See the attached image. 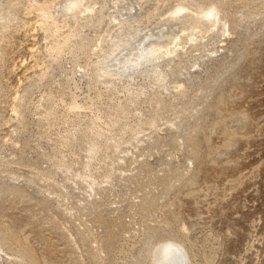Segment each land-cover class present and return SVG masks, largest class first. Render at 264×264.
<instances>
[{"label":"rangeland","instance_id":"obj_1","mask_svg":"<svg viewBox=\"0 0 264 264\" xmlns=\"http://www.w3.org/2000/svg\"><path fill=\"white\" fill-rule=\"evenodd\" d=\"M69 1L0 0V8L15 12L9 20L0 18L5 23L0 26V246L28 264H129L148 236L145 245L168 230L188 247L190 264H264V0H221L228 14L226 31L174 84L183 88L200 82L205 68L211 71L231 60L235 40L238 59L212 83L206 97L200 98L199 91L189 97L188 90L171 101L193 100L181 131L168 123L143 131L161 113L159 98L144 97L146 88L127 91L114 83L111 89L96 81L100 78L93 81L95 55L112 35L107 36L106 25L112 9L108 0L104 6L97 0L94 10L76 13ZM178 1L144 0L132 12L142 21L151 16L155 23ZM200 3L216 11L212 3L219 7L217 0ZM250 9L262 28L255 31L252 23L245 29L242 21L233 29L236 16ZM220 22L204 37L197 31L165 58L185 51L198 37L205 41ZM92 37L100 39V47L71 76L73 60L81 57L79 44ZM111 47L109 43L104 55ZM73 96L79 102L92 99V108L67 112L66 101ZM137 97L144 101L133 106ZM141 131L143 141L131 151L127 143ZM81 133L86 147L88 141L94 143L91 159H110L111 168H84L91 160L82 151ZM55 161L68 164L70 171L86 161L85 175L101 179L106 173L111 179L94 185L96 190L87 195L85 190L91 189L63 178ZM39 172L53 178H39ZM56 180L69 193L65 200L56 198L62 192L53 187ZM160 240L149 254L144 250L139 264H150Z\"/></svg>","mask_w":264,"mask_h":264},{"label":"bare ground","instance_id":"obj_2","mask_svg":"<svg viewBox=\"0 0 264 264\" xmlns=\"http://www.w3.org/2000/svg\"><path fill=\"white\" fill-rule=\"evenodd\" d=\"M95 1L97 0H72L69 1V5H66L74 12L83 14L84 12L87 13L89 11H92V9L94 10V4L96 3ZM104 1L105 0H101L102 6H104ZM108 1L109 7L112 9L109 22H113L117 20L118 17H120L119 15L123 16L125 12H129L133 6L138 3H142L144 0ZM181 1L182 0H179L176 4L169 6L163 13V17L159 18L158 21L153 24L151 29H144V31L132 33L131 35L125 37L124 42L120 41L122 39H117L115 38V36L110 35V39L107 41V44L104 45L105 49L102 51V53L101 48L98 50V48L100 47V39L98 37H92L87 40H82L78 46L81 57L80 59L75 58L73 60V65L70 69V75L73 76L76 71L81 68L83 69V67H86L84 66L86 58L89 57V55L95 53L96 50H98L97 54L95 55L96 60L92 65L95 70L94 76L92 78L93 81H95L94 79L100 78L101 76L105 75L116 78H122L125 77V75H127V77H130L132 72L138 69H144L151 74L152 81L157 82L161 76L160 71L158 70V63L171 52H174L173 47H175L176 45L183 46L188 41L194 38L197 31L199 35H203L204 37V35L209 33L214 28L215 24H217L216 22L220 21L219 7L216 3L212 4L216 5L217 11L212 5L202 8L201 6H199L201 4V1H197L198 3H190L188 0H184L190 6V8L187 7V5L183 4V2ZM217 1L219 3V0ZM181 32L184 34L178 44L177 40ZM109 33L110 32H107V36H109ZM109 43H112L113 48L111 47V50H109L106 55H104V53L107 51ZM104 46H102V48ZM148 85L149 83L143 84V86H141L139 90H143ZM74 88L76 89L78 87L74 85ZM125 88H127V91H129L130 86L124 84L122 89ZM92 105V99L79 102L75 98V96H73L71 99L66 101L64 108H66V111L70 113L84 107L91 109ZM95 118L99 120L101 119V115L97 112V110L95 111ZM151 123H153V120L148 121V124ZM107 125L111 126V124L108 122ZM120 139H122V137H120ZM80 140H83L82 133L80 136ZM83 142L84 143L82 146V151L84 152L86 161L91 160L88 162V164L84 165V168L86 170H90L91 166L92 169L95 166H97L96 169L104 168L105 166L107 168H111L112 161L110 159H107L108 161H105V157L104 159L102 158L98 160L91 159L93 156H95L96 153V150L94 149V143L92 141H88V147H86L84 140ZM135 143L136 141H132L127 144L134 145ZM127 151H129V149ZM86 161H83V163ZM114 162L115 160H113V163ZM56 163L59 167L69 170L68 164H66L65 166V163L63 162L59 163L57 161ZM83 163L80 162L79 170H75L74 173L81 179L84 189H92L94 185H98L102 181H108L111 178L110 174L108 175L106 173L100 175L101 179H99V176L95 177L91 172H88V174L85 175V173L82 171ZM118 164L119 163H117V165ZM88 178L90 179V181L88 180ZM157 235L160 236L153 238V240L146 245L145 243L148 240L147 238L149 237L150 239V236H148L142 242V245L139 247L138 256L135 261H132V264H139L138 258L142 256L144 250L147 254H149L148 252L150 251L151 247L159 239L162 240H160L153 248L150 258V264H190L188 256V253H190V251L188 250L185 243L184 247L187 251L181 245L182 243L181 241H179V238H175L174 236L166 234ZM21 259H14L10 257L8 255V251L0 246V264H23V260Z\"/></svg>","mask_w":264,"mask_h":264},{"label":"water","instance_id":"obj_3","mask_svg":"<svg viewBox=\"0 0 264 264\" xmlns=\"http://www.w3.org/2000/svg\"><path fill=\"white\" fill-rule=\"evenodd\" d=\"M190 3L194 2H202L205 0H188ZM135 7V6H133ZM133 7L130 9L129 12H125L123 17H118L115 22H106L107 25V32H111L112 36H115L117 39H122L120 41L124 42L125 37L128 35H131L138 27H141L145 24H152L155 20L151 22V16H149L147 19L142 21L141 15L138 12H132ZM8 11V12H7ZM219 12H220V24L219 27L215 29L212 33H210L208 36H205L206 40H202V37L196 38L192 43L188 45L186 50H178L176 54L164 58L158 63V70L160 71V78L157 82L152 81V76L150 73L145 71L144 69H138L131 73L130 77L122 78H111L108 75L101 76L100 79L96 80L99 84L103 85L107 88H114V83L117 85H128L133 91H138V87L143 86V84L149 85L146 87L145 90H143L144 97L147 98L150 95L152 97L159 98L157 109L161 112L158 117H156V120L150 124L144 126L143 131L146 129L152 130L157 128L160 124L168 123L169 125H174L177 131H181V123L183 116L190 113L192 111L191 105H193V100L189 101H182L180 104H174L171 101L174 99L180 100L183 96H185L186 92L190 90L189 97H192L194 92H201L200 98L206 97V95L211 91L212 89V83L215 82L220 75L229 70L234 68L236 61L238 59L237 53L239 52L240 44L238 43V40H235L231 46L230 50L232 52V59L231 60H222L217 67L209 71V68H205V75L202 77V80L200 82H190L188 85L184 86L183 88H179V85H175L174 82L179 78L181 74H187L190 64L196 62V60H200L203 57H205L206 51L208 48L213 49V43L215 40L219 38V36L226 31V24H227V12L225 10V4L219 0ZM59 14H67L66 12L59 10ZM15 12L13 9L7 10L6 8H0V18H3L5 20H9L10 17L14 16ZM257 13H254L253 10H245L244 12H240L238 16H236V20H233V29L234 27L238 26L242 21H244V28L245 29H251V24L256 21ZM70 20L72 21V15H70ZM90 22L85 19V24H89ZM105 25V26H106ZM1 27L5 26V23L0 24ZM255 31L259 28H262L263 24H255ZM115 27V28H114ZM114 28V29H113ZM222 29V30H221ZM221 30V32H220ZM212 34V36H211ZM191 51H198L197 54L190 56ZM213 52V51H211ZM109 80V81H108ZM111 83V85L109 84ZM109 86H106V85ZM174 88H177L178 90L173 91ZM160 93L163 94L162 97L159 96ZM191 99V98H190ZM144 101V99H139L138 97L134 99L133 106H140V104ZM167 106H173L170 109ZM167 111L168 114L163 115V112ZM179 118L180 121H176V119ZM182 120V121H181ZM141 131L142 135L138 136L136 139V143L130 147V150L137 148V143L143 141L142 137L145 135ZM176 140V139H175ZM178 146H180V143H178ZM131 150V151H132ZM151 149L148 148L147 152H149ZM56 169L60 170V172L64 173L63 178L65 179H77L79 180V183L82 184V181L79 177H77L74 173V171L67 170L65 168H61L57 165L56 161L53 162ZM35 169L39 170V167L36 165L34 166ZM39 178H43L44 180L49 179L50 177L53 178V175L49 176V173L47 172H39L38 173ZM111 179V178H110ZM53 181V180H52ZM76 181V180H75ZM72 180L71 182H75ZM55 182V181H54ZM54 184V183H53ZM58 185V188H57ZM53 187L57 188V190L62 189V192H59L56 194V198H61V200H65V195L69 194L67 190H64V182H58L56 180V183L53 185ZM98 186L92 187L90 191H86L87 195H91L94 190H96ZM84 190V189H83ZM164 234L174 236L175 238L181 239L178 235L171 231H166ZM188 248V247H187ZM189 250V249H188ZM137 257L130 258L129 264H132V261H135ZM24 264H28V262L24 259Z\"/></svg>","mask_w":264,"mask_h":264}]
</instances>
